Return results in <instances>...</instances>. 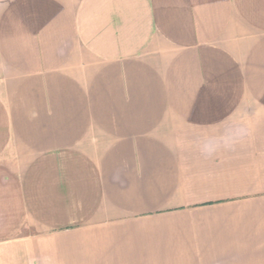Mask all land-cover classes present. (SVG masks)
<instances>
[{"label": "crops", "instance_id": "1", "mask_svg": "<svg viewBox=\"0 0 264 264\" xmlns=\"http://www.w3.org/2000/svg\"><path fill=\"white\" fill-rule=\"evenodd\" d=\"M0 264H264V0H0Z\"/></svg>", "mask_w": 264, "mask_h": 264}]
</instances>
